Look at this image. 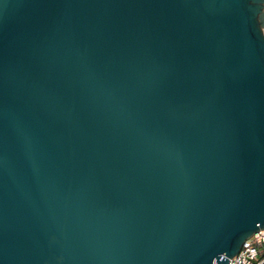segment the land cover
Here are the masks:
<instances>
[{"label": "water", "instance_id": "obj_1", "mask_svg": "<svg viewBox=\"0 0 264 264\" xmlns=\"http://www.w3.org/2000/svg\"><path fill=\"white\" fill-rule=\"evenodd\" d=\"M264 228V0H0V264H228Z\"/></svg>", "mask_w": 264, "mask_h": 264}, {"label": "built area", "instance_id": "obj_2", "mask_svg": "<svg viewBox=\"0 0 264 264\" xmlns=\"http://www.w3.org/2000/svg\"><path fill=\"white\" fill-rule=\"evenodd\" d=\"M264 262V228L245 238L239 250L229 257L228 264H262Z\"/></svg>", "mask_w": 264, "mask_h": 264}, {"label": "trees", "instance_id": "obj_3", "mask_svg": "<svg viewBox=\"0 0 264 264\" xmlns=\"http://www.w3.org/2000/svg\"><path fill=\"white\" fill-rule=\"evenodd\" d=\"M262 264H264V262Z\"/></svg>", "mask_w": 264, "mask_h": 264}]
</instances>
